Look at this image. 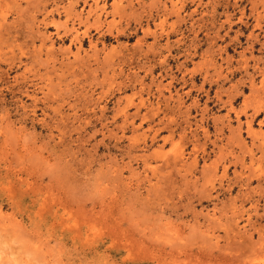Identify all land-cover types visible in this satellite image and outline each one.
<instances>
[{
    "label": "rangeland",
    "instance_id": "1",
    "mask_svg": "<svg viewBox=\"0 0 264 264\" xmlns=\"http://www.w3.org/2000/svg\"><path fill=\"white\" fill-rule=\"evenodd\" d=\"M263 230L264 0H0V264H264Z\"/></svg>",
    "mask_w": 264,
    "mask_h": 264
},
{
    "label": "bare ground",
    "instance_id": "2",
    "mask_svg": "<svg viewBox=\"0 0 264 264\" xmlns=\"http://www.w3.org/2000/svg\"><path fill=\"white\" fill-rule=\"evenodd\" d=\"M7 27V26H6ZM264 231V230H263ZM258 239V238H257ZM261 241V240H260ZM257 247V246H256ZM256 250V249H255ZM259 252V251H258ZM256 256V255H255ZM248 257V256H247Z\"/></svg>",
    "mask_w": 264,
    "mask_h": 264
}]
</instances>
